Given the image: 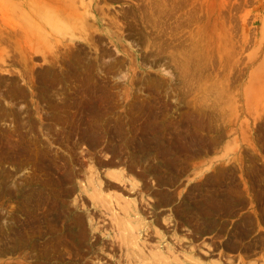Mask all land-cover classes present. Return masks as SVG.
Wrapping results in <instances>:
<instances>
[{"label":"rangeland","instance_id":"rangeland-1","mask_svg":"<svg viewBox=\"0 0 264 264\" xmlns=\"http://www.w3.org/2000/svg\"><path fill=\"white\" fill-rule=\"evenodd\" d=\"M75 6L0 27V264H264V0Z\"/></svg>","mask_w":264,"mask_h":264},{"label":"bare ground","instance_id":"bare-ground-1","mask_svg":"<svg viewBox=\"0 0 264 264\" xmlns=\"http://www.w3.org/2000/svg\"><path fill=\"white\" fill-rule=\"evenodd\" d=\"M54 1L56 0H0V27L10 28L15 30L14 32L19 31L20 39L29 41L27 33H22L24 23L35 26L37 29L45 26L59 29L68 27L67 25L71 23L69 15H75L76 12L70 11L76 7L75 4L77 3L86 10V14L96 11L94 0H62L58 4L52 5ZM11 17L14 21L11 20ZM77 17H80V15H77ZM76 18H72V20L75 21ZM263 35L261 33L262 37ZM157 254L159 255V253L153 255ZM161 254L164 255V253Z\"/></svg>","mask_w":264,"mask_h":264}]
</instances>
